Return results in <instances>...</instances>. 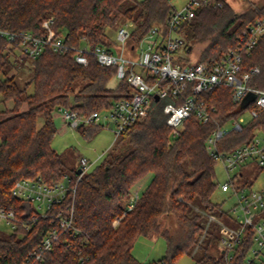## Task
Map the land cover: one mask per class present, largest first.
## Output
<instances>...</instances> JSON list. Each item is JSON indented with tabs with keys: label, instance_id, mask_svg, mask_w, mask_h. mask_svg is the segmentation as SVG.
Segmentation results:
<instances>
[{
	"label": "trees",
	"instance_id": "1",
	"mask_svg": "<svg viewBox=\"0 0 264 264\" xmlns=\"http://www.w3.org/2000/svg\"><path fill=\"white\" fill-rule=\"evenodd\" d=\"M170 1L0 0V30L41 36L47 32L45 23L52 21L50 29L56 38L64 36L66 45L93 51L98 46L108 47V31L126 23L132 25L129 40L131 48H136L152 27L159 26L166 32L173 9ZM263 12L264 5L256 4L238 12L226 0H213L211 5L199 8L192 20L181 25L188 55L181 61L190 63L192 48L204 42L209 44L198 61L209 65L221 61L229 49L237 47L247 25L261 18ZM16 52L8 37L0 36V206L13 209L16 217V228L8 236H0V264H145L133 249L138 238L155 234L165 238L167 255L150 264H175L195 248L200 250L209 234L208 230L200 242L205 213L221 211L215 202L220 186L217 161L207 151V138L218 125L238 119L254 106L240 109L227 87L204 92L198 99L210 111V120L202 123L193 114L174 136L164 106L169 102L179 106L183 99L170 96L154 102L148 118L116 140L104 159L78 183V169H72V185L76 186L73 197L52 208L50 216L41 215L29 202L13 197L11 191L22 179H41L54 185L69 174L62 154L52 146L58 131L55 113L68 108L89 116L130 98L132 90L126 81L112 85L117 68L99 65L92 54H88L89 64L85 66L75 60L74 50L57 53L51 47L38 58L29 59L31 79L20 86L16 75L10 76L17 64L12 55ZM254 68L260 72L252 76L250 84L263 89L264 35L251 53L243 56L241 70ZM80 81L83 85L77 89ZM188 95L189 91L184 92ZM39 118L43 119L41 126ZM241 127L219 140L221 151H233L256 135H264V110ZM76 129L92 138L103 128L82 125ZM122 146L127 150L117 153ZM258 170L262 172L264 167ZM150 174V183L138 195L134 208L127 211L133 188ZM245 184L252 186L254 182L247 180ZM58 212L72 217L78 233L74 229L65 231L53 249L35 261L30 254L54 227L53 216ZM225 213L221 211L222 216ZM165 215H173L183 228L178 239L162 229L160 218ZM119 218L120 222L114 224ZM216 237L212 239L214 244ZM253 244L254 232L248 228L231 261L221 250L219 259H215L207 249L194 264H243Z\"/></svg>",
	"mask_w": 264,
	"mask_h": 264
},
{
	"label": "built area",
	"instance_id": "2",
	"mask_svg": "<svg viewBox=\"0 0 264 264\" xmlns=\"http://www.w3.org/2000/svg\"><path fill=\"white\" fill-rule=\"evenodd\" d=\"M212 3L213 0H189L181 10L173 7L166 32L163 33L159 26L152 27L139 44L140 54L137 60L126 58L124 54L125 44L132 32L131 24L128 26L126 24L118 30L117 43L122 44V47L119 46L116 52L107 46H98L91 51L66 45L64 36L57 38L54 36L50 29L52 21L45 23L47 32L41 36H35L30 32L17 33L6 30H0V36L8 37L9 42L17 47L20 55L27 59H36L47 47H51L52 51L57 53L74 50L75 60L85 66L89 64L88 54H92L99 65L117 68L116 85L126 81L132 90L131 97L120 99L111 108L95 111L89 116H81L68 108H60L63 120L71 127L95 125L104 128L112 125L118 140L133 125L142 123L148 118L154 102L171 96L174 99H183V103L179 106L173 102L164 106L166 122L176 136L184 122L193 114L202 123L210 120V111L198 97L218 87L229 88L234 102L240 105L248 96H252L253 100L250 104L254 107L248 108L251 117H257L258 111L264 110V88H257L250 84L252 76L258 74L260 70L258 68L251 69L249 72L241 70L243 56L249 55L264 35V12L256 22L247 25L239 36L237 47L229 49L221 61L211 65L203 61L190 63L181 61L187 58L180 55L182 49L186 48L185 39L180 32L181 25L185 21L192 20L199 8ZM132 49L136 48L132 46ZM186 91H189L190 95L184 96ZM103 111L106 113L103 114ZM245 122L243 116H240L225 125H218L206 142L209 155L217 162H221L229 174L228 181L221 184L219 190L224 193L230 192L236 197L237 204L233 207L232 213H235L238 208L242 211L239 216L231 214V211L228 212L235 221L242 218V223L235 229L225 226L212 214L205 213L209 223L200 242L209 230L211 222L216 221L222 226L221 248L227 261L232 260V252L242 243L248 228L253 229L254 243L264 247V187L255 189L253 185L248 186L245 181H239V177L243 176V167L255 166L258 169L264 167V135H256L250 143L241 145L230 152L221 151L218 148V142L222 137L233 130H241ZM96 163L97 161L92 162L87 158L80 159L78 170L80 169L81 173H78L77 183ZM72 183L69 174L64 176L63 181L54 185L46 184L41 179H22L15 183L11 193L13 197L29 202L41 215L50 216L52 208L64 202L68 196L73 197L76 186ZM137 199L138 194L128 204L127 211L134 208ZM127 211L123 213L122 218L127 215ZM53 217L54 227L46 234L39 248L30 254L35 261L40 260L45 252L51 251L65 231L74 229L75 233H78L73 227L72 217H65L62 212H58ZM120 220L121 218L117 219L114 224H118ZM0 224H5L14 230L16 228L15 211L0 206ZM254 252L257 253V251ZM243 264H255V261L245 258ZM261 264H264V261Z\"/></svg>",
	"mask_w": 264,
	"mask_h": 264
},
{
	"label": "rangeland",
	"instance_id": "3",
	"mask_svg": "<svg viewBox=\"0 0 264 264\" xmlns=\"http://www.w3.org/2000/svg\"><path fill=\"white\" fill-rule=\"evenodd\" d=\"M230 3L233 8L238 11H244L249 8L252 4H256L258 6L264 5V0H226ZM189 0H171L170 4L178 10H181L183 7L187 5ZM126 23H118L114 28L108 31V42L109 48H111L114 52L119 49V46L122 47V44L117 43V33L118 30L125 26ZM128 26V25H126ZM208 42L199 43L194 45L191 52L189 53V58L192 61H198L202 57V52L207 48ZM143 48V45H142ZM17 55L14 56L17 61L16 67L11 71L10 76L16 75L18 83L20 86H24L30 79L31 73L28 69L29 63L31 60L20 55L19 51L16 52ZM125 57L130 59L137 60L140 54L139 46L136 47L135 50L131 48V41L128 40L125 44ZM180 55L188 56L186 49H182ZM13 58V59H14ZM137 71L139 69L136 68ZM83 85V82L80 81L76 84V88L78 89ZM112 85H116V80L112 82ZM1 99V98H0ZM11 104V103H9ZM0 107H3V104H0ZM106 112L103 111V114ZM243 118L248 121L251 119L249 114V110H245L242 115ZM55 121L57 126V134L54 137L52 146L55 150H57L60 154H62L65 168L70 175V171L72 169H78L79 161L81 158H87L90 161H94L97 157H104L109 153L112 149L116 136L114 133V127L112 125L105 126L97 135L92 138H86L82 135L80 129H76L71 127L67 122H65L62 118L60 111L58 110L55 113ZM232 121V120H231ZM39 125L41 126L43 123V119L39 118ZM263 136V134H259ZM119 141V140H118ZM127 150L126 146H122L117 150V153H123ZM100 159L101 162L103 159ZM243 176L239 177L240 182H244L247 180H251L254 182L255 189H261L264 187V170L259 172L258 168L255 166L243 167L242 169ZM216 174H217V182L219 185L225 183L229 179V174L224 168V165L221 162H217L216 165ZM233 175V174H232ZM71 176V175H70ZM153 175H147L144 179H142L132 190V195L130 199H133L135 195H140L145 188L148 186L152 179ZM215 202L220 205L221 211L226 212L224 216L221 215V211L215 210L212 215L219 222H222L225 226L235 229L240 226L242 223V218L240 217L238 221H235L231 214L235 216L241 215V209L235 213H232L233 207L237 204L236 197L232 196V194L224 193L218 190L217 195L215 196ZM200 207V206H199ZM198 208V207H196ZM195 210V208H194ZM231 211V214L228 212ZM204 226L206 229L207 224L209 223V218L204 217ZM160 224L162 229H166L169 231V234L172 237H180L179 235L182 233L183 228L179 225L178 221L173 215H165L160 218ZM221 228L216 221H212L210 224L209 234L205 239V243L200 250L195 248L189 254H185L182 256L175 264H194L196 260L200 259L208 249V253L211 254L215 259H219L220 257V246H221ZM13 230L11 227L0 224V236H8ZM204 233H201V238L204 236ZM218 238H217V237ZM213 237H216V244L212 241ZM254 251H257L255 253ZM133 254L145 264H150L154 262H158L160 259L167 255V242L165 238L159 237L157 234L153 235L150 238L140 237L137 239L135 247L133 249ZM233 254V252H232ZM247 260L254 259L255 264H261L264 261V247L259 246L257 243H254L247 254Z\"/></svg>",
	"mask_w": 264,
	"mask_h": 264
},
{
	"label": "water",
	"instance_id": "4",
	"mask_svg": "<svg viewBox=\"0 0 264 264\" xmlns=\"http://www.w3.org/2000/svg\"><path fill=\"white\" fill-rule=\"evenodd\" d=\"M253 98L252 96H248L244 101L243 103L240 105V109H243V108H246L251 102H252ZM82 126V125H81ZM79 126V127H81ZM78 173H81V170L79 169L77 171Z\"/></svg>",
	"mask_w": 264,
	"mask_h": 264
},
{
	"label": "crops",
	"instance_id": "5",
	"mask_svg": "<svg viewBox=\"0 0 264 264\" xmlns=\"http://www.w3.org/2000/svg\"><path fill=\"white\" fill-rule=\"evenodd\" d=\"M102 158V156H99V157H97L94 161H99L100 159ZM93 162V161H92ZM220 248V250L222 251V248H221V246L219 247Z\"/></svg>",
	"mask_w": 264,
	"mask_h": 264
}]
</instances>
